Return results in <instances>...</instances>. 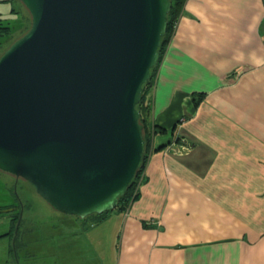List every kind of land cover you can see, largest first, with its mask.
<instances>
[{"label":"crops","instance_id":"1","mask_svg":"<svg viewBox=\"0 0 264 264\" xmlns=\"http://www.w3.org/2000/svg\"><path fill=\"white\" fill-rule=\"evenodd\" d=\"M152 121L155 146L187 148L154 152L138 199L116 212L117 264H264L263 0H185ZM112 212L88 226L98 243Z\"/></svg>","mask_w":264,"mask_h":264},{"label":"water","instance_id":"2","mask_svg":"<svg viewBox=\"0 0 264 264\" xmlns=\"http://www.w3.org/2000/svg\"><path fill=\"white\" fill-rule=\"evenodd\" d=\"M20 2L30 26L0 54V171L62 214L113 210L141 164L136 106L171 0Z\"/></svg>","mask_w":264,"mask_h":264},{"label":"rangeland","instance_id":"3","mask_svg":"<svg viewBox=\"0 0 264 264\" xmlns=\"http://www.w3.org/2000/svg\"><path fill=\"white\" fill-rule=\"evenodd\" d=\"M0 1V11L3 12V15H6L7 18H15L13 22H17L14 25L19 26L13 35L15 37L19 35L18 33L23 27L27 31L30 25V16L20 0ZM10 8L15 10L16 15L8 13ZM5 46L6 43L2 48ZM150 94L152 99L153 91ZM151 132L152 135L150 134L149 137L151 143L146 158H150L154 152L161 151L165 147L171 151L182 153L181 150H176V145L183 152L186 151L187 144L182 138L174 139V141L169 140L155 146L153 137L160 130L153 127ZM144 177H146L145 173L139 177L138 189L143 184ZM12 204L16 206L20 204V209L14 207L11 212L8 211L11 209H6L5 214L0 213V264H117L119 251L117 247H119L120 240L117 242L114 240L117 238L116 235H119L116 227L121 225L116 220V218H120L117 211L111 213L109 221L104 225V231L102 229L107 233V242L104 239L106 236L100 235L99 229L102 226H97V232L99 231L97 237L101 240V243H98L96 242L97 238L95 239L96 236L93 235V232L96 231L90 234L89 227L80 228V225H74L71 229L65 225H57L55 222L57 218L51 220L54 227L49 225L47 216H56L57 211L43 201L27 182L0 171V208ZM16 210L19 211V214L21 213L22 225L19 224L16 234L14 231L10 237L5 235L11 229L8 215ZM19 233L21 234L20 240L25 244L22 249L18 250V253L17 251L13 253V249L10 250V248L14 247V238L16 236L19 238Z\"/></svg>","mask_w":264,"mask_h":264},{"label":"trees","instance_id":"4","mask_svg":"<svg viewBox=\"0 0 264 264\" xmlns=\"http://www.w3.org/2000/svg\"><path fill=\"white\" fill-rule=\"evenodd\" d=\"M2 1L3 2H9V0H2ZM184 2H185V0H171V9L167 15L168 22H167V27H166V33L162 37L161 44L159 47V54H160L159 61L156 64V66L150 70V79L148 80V82H146L143 85V90H142V93L140 95V101L136 106L137 110L139 111V123L142 126L144 149H143L141 164H140L133 180L131 181L130 185L128 186L125 194L118 198L117 206L113 210L103 212L102 214H92V215H89L83 219L79 218L78 216L65 215V214H62V213L57 211L56 216H52V215L47 216V218H48L47 220H48L49 225L54 227L51 220H52V218H57V219H55V222L57 223V225H65V227H69L71 229L73 228L72 226H74V225H80V228H82L84 226L88 227L89 225H94V224L101 222L112 211L122 212V211L127 210L130 207V205L138 199V197H139L138 179L141 175H143L145 173L144 170H145L146 164H147L148 159H149L146 157H147V152H148L149 147H150L149 145L151 143L150 142L151 138H149V137H150V134L152 135V132H153V131L151 132V128L156 127V125L152 121V99H151L150 93H152V91L154 89L155 80H156V72H157L158 66L160 64L162 57L164 56L168 42H169V40H170V38L174 32L176 20L179 18V16L182 13ZM8 13H12L13 15H16L15 10H13V8H10ZM14 20H15V18H7L6 15H3V12L0 11V54L4 51V49L6 47L9 46V44L11 42H13L16 38H18L19 35L21 36L23 33L26 32L25 28L23 27L22 30L18 33L19 35H17L15 37L13 35L14 31L18 30L19 26L14 25L17 22V21L13 22ZM5 43H6V46L4 48H2V46ZM202 97H203V94H196L195 97H193L195 105H198V103L201 101ZM177 138H178L177 140H179L181 137H177ZM183 139H185V138H183ZM145 180H146V177L143 178L142 183H144ZM14 207L19 210L20 204L17 206L15 204L6 205V206L0 208V213H2V214L6 213V211L4 212L3 209H11V210H8L11 212L14 209ZM19 215H20L19 211L17 212V210L14 211L12 214L8 215L10 217V221H11V229L8 232H6L5 235H8L10 237L13 235ZM21 220L22 219H20V223H19L20 226L22 225ZM47 220H45V221H47ZM19 235H20L19 238H17V236H16V238H14V242H13L14 247L12 250L14 252L17 251V253H18V250L22 249V247L24 246L23 244H25V242L20 240V238H21L20 233H19Z\"/></svg>","mask_w":264,"mask_h":264}]
</instances>
